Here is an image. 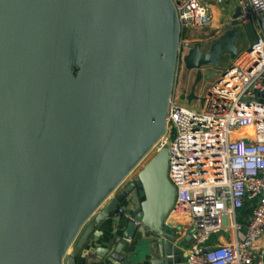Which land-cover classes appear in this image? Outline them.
<instances>
[{"label": "water", "instance_id": "95a60500", "mask_svg": "<svg viewBox=\"0 0 264 264\" xmlns=\"http://www.w3.org/2000/svg\"><path fill=\"white\" fill-rule=\"evenodd\" d=\"M241 15L183 57L197 76L182 99L236 57ZM178 21L171 0H0V264H79L110 219L97 264L127 263L142 244L154 264H184L192 232L179 239L169 219V145L102 206L166 129Z\"/></svg>", "mask_w": 264, "mask_h": 264}, {"label": "built area", "instance_id": "2783aa9c", "mask_svg": "<svg viewBox=\"0 0 264 264\" xmlns=\"http://www.w3.org/2000/svg\"><path fill=\"white\" fill-rule=\"evenodd\" d=\"M173 1L181 27L179 67L196 41L184 37L185 29L210 25L212 11L211 0ZM237 3L241 20L257 26L256 38L209 86L195 92L198 104L179 103L174 92L166 129L152 147L169 145L175 209L186 211L193 222L187 264H264V248L255 244L264 234V102L258 99L264 91V0ZM247 203L251 216L242 222L238 211ZM225 228L234 229L235 240L208 246L210 236Z\"/></svg>", "mask_w": 264, "mask_h": 264}, {"label": "crops", "instance_id": "0c3cea01", "mask_svg": "<svg viewBox=\"0 0 264 264\" xmlns=\"http://www.w3.org/2000/svg\"><path fill=\"white\" fill-rule=\"evenodd\" d=\"M171 2L173 3V5L175 7L174 1L171 0ZM236 6H238L237 0H211V11H212L211 24L206 26V27H204V29L200 28V29H202L201 31L202 32H206L205 29L208 28L211 31H217L220 34L223 33L225 30H227L228 28L231 27V24H232V21H233V14L235 12V7ZM242 21L244 22V24H245V22H248V21H244V20H242ZM228 22H230V25H229V27H226ZM178 27H179V36H180L181 27H180L179 21H178ZM223 27H226V28L223 29ZM194 30H197V29H185V31L183 33L184 37L188 38V39L189 38L196 39V41L199 40L197 37H195V34H196L197 31H194ZM220 34H218L217 36L212 37V39L215 38V37H218ZM243 39L244 38H242L240 40L243 41ZM247 44L248 43H245L244 46L241 49L246 48L250 43L248 45ZM241 49L239 48V50H241ZM233 61H234V57H231L230 55L222 56L221 63L216 67V70L220 71L226 65L231 64V62H233ZM224 63H225V65H224ZM183 65H184L183 67L186 68V70H190V73L185 78H181V72L183 74L184 71H182V69L180 67H177L176 74H175V79H174V88H173V92H172L171 96L169 97L167 110H168L169 105L171 103V100L173 98L172 96H173L174 92H176V95H177L176 96V100L179 103H181V99H182L181 98V94L182 93H189L190 90H191V87L193 86V84L195 82V79H196V76H197V71L195 69H188L185 66V64H183ZM222 65H224V67H222ZM204 67H206V68L208 67L207 69H209V71L212 69L211 66L210 67L209 66H204ZM209 71H207V72L203 71V73L206 74ZM219 71H217V73ZM205 80L207 81V79L203 78V80L197 84L196 89H195L196 93H199V91H198L199 85L201 83H203ZM178 82L180 83V88L179 89H177L178 87L176 86ZM205 86L206 85H203V87L201 88L200 91H203ZM182 100H186L188 102L187 99H182ZM192 102H194L193 105H195V104H198L201 101H199V99L197 98V99L192 100L191 102H188V104H191ZM129 175L127 176L126 180H124V182L120 185V188H118V190H114L108 196V198L106 199V202L103 203L102 206L105 205L107 203V201H109L115 195H117V193H119V191L121 190L123 185L128 183L129 180L132 177H134L135 174L131 175L130 177H129ZM172 211L173 212L169 216V219L173 221V225L172 226L174 228V231L177 233L179 239H185V237L188 235V233L193 230V222H192L189 214L186 211H184L182 209H177V208L173 209ZM250 216H251V207H250V204L247 203L245 205V207L241 208L238 211L237 218H238V220H240L242 222H245L247 220L249 221ZM111 220L112 219H110L109 222H105L104 224L100 225L96 229L97 231H103V234L100 235V237H99L98 243L100 245L99 247H105V250L107 248H109L110 245H111L110 241H108L109 238H110V236H109L110 229L112 227L111 224H110ZM236 236H237V234L234 231V229L225 228L223 230H220L218 232L213 233L210 236V239L208 240L207 245L208 246H214V245H218V244L228 243L229 241H234ZM140 237H141V234H138L137 238H140ZM184 244L185 245L182 248L184 249V256H185V259H186V255L189 253L191 242L185 240ZM255 244L258 247H263L264 248V234L258 239V241ZM99 247L97 249L95 247L90 246L89 244L86 245V247L84 248L83 252L81 253V256L78 258V263L82 264V262L84 261V254L87 253V252H90V251L93 253V257L90 259L92 264L102 263V262H98L99 261L98 259L101 258V255H99L98 253L95 254V252H97L100 249ZM156 256H157L156 253L153 252L150 248H148L146 244H142V245L138 246L131 253L130 261L127 262V263H123V264H154V259L156 258ZM184 264H187L185 262V260H184Z\"/></svg>", "mask_w": 264, "mask_h": 264}, {"label": "rangeland", "instance_id": "374dc122", "mask_svg": "<svg viewBox=\"0 0 264 264\" xmlns=\"http://www.w3.org/2000/svg\"><path fill=\"white\" fill-rule=\"evenodd\" d=\"M240 21H239V29L245 33V37H244L243 41L238 40V46L241 49L245 43L249 44V43H251L252 40H254L256 38L258 31H257V26H255L251 21L245 22V24L242 20H240ZM229 25H230V22L227 23L226 27H229ZM226 27H223V29H225ZM201 30L202 29L194 30V31H197L195 34V37H197L199 39L197 41H203L204 46H207L210 43L212 37L220 34L217 31H211L208 28L205 29L206 32H202ZM227 55H229V54H224L223 56H227ZM224 65H225V63H224ZM224 65H222V67H224ZM228 65H226V66H228ZM183 66H184L183 63L181 62L179 67L182 69V71H184L183 74L181 72V78H185L190 73V70H186V68H184ZM217 71H219V70H217ZM216 76H217V74L215 76H213L210 80H207V81L205 80L203 83H201L199 85V88H198L199 93L202 92L200 90L203 87V85L209 86L215 80ZM176 86L178 87V88L177 87L176 88L179 89L180 83L178 82ZM181 103L186 104L188 106H193V104H194V102H192L191 104H188V102L186 100H182V99H181ZM153 153H155V148L150 150V152L140 161V163L135 167L134 171L129 175V177L133 174H136L143 167V165L148 161V159L153 155Z\"/></svg>", "mask_w": 264, "mask_h": 264}]
</instances>
